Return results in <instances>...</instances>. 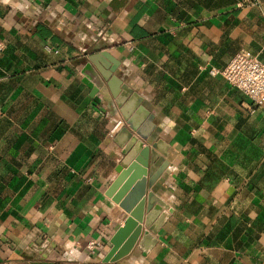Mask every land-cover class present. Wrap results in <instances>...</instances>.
<instances>
[{
    "label": "crops",
    "instance_id": "0c3cea01",
    "mask_svg": "<svg viewBox=\"0 0 264 264\" xmlns=\"http://www.w3.org/2000/svg\"><path fill=\"white\" fill-rule=\"evenodd\" d=\"M0 48V264H264V102L209 73L264 63V0H0ZM125 114L165 206L106 263Z\"/></svg>",
    "mask_w": 264,
    "mask_h": 264
},
{
    "label": "water",
    "instance_id": "95a60500",
    "mask_svg": "<svg viewBox=\"0 0 264 264\" xmlns=\"http://www.w3.org/2000/svg\"><path fill=\"white\" fill-rule=\"evenodd\" d=\"M105 56H108L105 54ZM109 57V56H108ZM116 66V63L114 62ZM112 70L115 71L116 67ZM88 86L92 84L85 81ZM99 86V84H98ZM97 86V87H98ZM93 93L97 90L94 88ZM127 120V114H125ZM128 126L124 127L117 139L126 141L122 151L123 160L118 172H124L110 187L109 195L113 196L115 202H121V207L126 211L128 217L110 240L111 248L104 257V262H115L127 256L137 246L144 253H148L156 244L153 238L156 229L152 228V221L158 211L165 206L152 190L155 182L160 176L162 168L166 166V152L159 149L155 143L146 144L148 136L142 130L137 129L133 120H127ZM131 130V131H130ZM135 132V135L132 134ZM160 151V154L158 152ZM131 178L120 189L121 182L126 176ZM130 187V192L128 188ZM120 189V190H119Z\"/></svg>",
    "mask_w": 264,
    "mask_h": 264
},
{
    "label": "built area",
    "instance_id": "2783aa9c",
    "mask_svg": "<svg viewBox=\"0 0 264 264\" xmlns=\"http://www.w3.org/2000/svg\"><path fill=\"white\" fill-rule=\"evenodd\" d=\"M245 1L257 2V0ZM209 73L212 76L220 75L230 86L246 95L252 102L251 113L255 111V107L264 102V63L257 56L240 51L224 69H211ZM97 246V242H91L88 248L95 250Z\"/></svg>",
    "mask_w": 264,
    "mask_h": 264
}]
</instances>
